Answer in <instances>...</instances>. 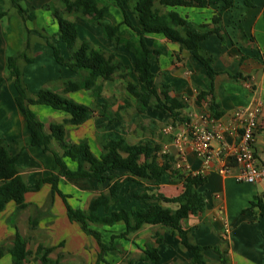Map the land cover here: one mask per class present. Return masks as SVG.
I'll return each instance as SVG.
<instances>
[{
    "label": "crops",
    "instance_id": "crops-1",
    "mask_svg": "<svg viewBox=\"0 0 264 264\" xmlns=\"http://www.w3.org/2000/svg\"><path fill=\"white\" fill-rule=\"evenodd\" d=\"M21 1L28 8L34 7L37 10L35 22L28 25L33 37L29 54L33 61L29 64L21 63L23 80L29 92L37 94L44 86L60 79H77L78 74L58 64L47 41L33 31L43 30L52 37L61 55L65 59L69 57L68 49L60 39L58 25L49 11L42 10L43 5L54 0ZM98 2L109 8L106 23L122 24L124 13L115 0ZM222 7L223 2L206 8H162L163 13L175 12L196 30L209 33L200 42V47L212 57L216 75L212 82V92L200 101L199 94L209 92L207 73L202 63L178 43L170 42L164 36H145L146 44L152 50L150 68L156 85L170 86L171 96L183 99L187 105L182 114L184 123L174 126L169 114L152 108L142 114L136 113L128 122L122 116V111L129 113L132 108H136V99L127 91L121 73H117L114 82L103 89L102 97L98 99L87 90L65 94L68 99L92 108L96 103L108 106L106 115L96 111L84 123L66 125L65 130L69 142H86L93 155L100 157L102 141L110 138H124L131 145L139 142L161 145L158 138L150 141L143 135L149 130H160L159 126L163 124V137L170 135L169 140H163V152L179 158V164L186 170L194 174L201 173L207 178L206 184L199 188L206 199L205 212L201 216H190L183 222V227L190 230L191 241L205 248V264H221L219 253L213 249L215 247L222 250L228 247L227 264H264V218L255 219L252 211H246L251 202L257 199L264 203V181L240 183L234 176L219 172L229 162V154L237 144L236 136L232 133L234 112L255 107H260L261 113L253 149L257 165L264 167V0H234L233 7L221 13ZM3 13L5 15L1 16ZM128 15L134 22L130 12ZM214 17H219L216 25L213 23ZM73 20L77 25L79 39L88 40L96 48L114 53L123 63L129 78L138 83L133 72L135 62L132 53L106 40L100 25L78 16L73 17ZM120 30L124 37L138 43V37L129 27L122 25ZM24 40L23 27L11 0H0V139L10 154L17 158L20 174L29 188L24 196V207L19 208L15 202H10L0 213V243L10 247L18 231L26 239L27 249L32 252L24 264H39L35 260V252L39 247L56 248L49 255L52 264H126L128 258L134 259L133 264H191L192 255L181 249L179 238L159 225H144L136 233L124 238V224H92L90 228L99 233L101 243L108 247L103 250L95 237L72 222L67 213V205L73 209L87 210L91 200L107 189V183L99 184L92 178L73 180L61 177L57 189L65 198L53 192L49 183L43 184L39 190L35 189L38 180L58 175L60 167L53 154L45 153L40 147L31 144L30 130L15 100L16 88L8 79V59L23 50ZM120 83L124 86L122 91L118 87ZM54 89L61 92L62 87L59 85ZM120 94L124 96L123 100ZM211 100L222 113L218 119L211 117ZM30 109L44 123L48 133L52 123H61L66 117V112L48 105H31ZM139 117L149 121L154 119L157 123L145 124ZM137 118L139 124L136 122L138 120L135 121ZM129 123L132 128L128 131ZM220 128L225 135L224 142L214 140L208 157H199L193 147V129ZM52 148L62 152L55 141ZM63 160L71 171L78 169L76 162L69 158ZM113 174L123 179L128 176L120 170ZM144 188L145 184L127 182L117 202L110 206V212L131 210L136 206L147 208V204L137 200ZM182 190V182L166 174L162 177L158 192L173 198L180 195ZM99 214L104 216L102 208ZM157 234H161L163 239L158 246L161 261H140L147 244L153 243ZM0 264H13L11 255L6 253Z\"/></svg>",
    "mask_w": 264,
    "mask_h": 264
},
{
    "label": "trees",
    "instance_id": "trees-1",
    "mask_svg": "<svg viewBox=\"0 0 264 264\" xmlns=\"http://www.w3.org/2000/svg\"><path fill=\"white\" fill-rule=\"evenodd\" d=\"M56 2L57 4L55 2L46 4L43 8L51 9L55 4L53 16L58 23L59 36L68 49L69 57L65 59L61 55L60 50L52 42V37L45 34L43 30L34 29L33 31L38 32L53 49L57 63L69 67L78 74V78L67 81L60 79L44 86L37 94H31L23 80L21 63L29 64L33 61L29 55L33 37L28 25L29 22H35L36 16L20 0H11L21 21L25 40L23 50L8 59V79L16 88L15 100L30 130L31 144L40 147L45 153L53 154L60 167L58 175L38 180L35 189L39 190L43 184L49 183L52 185L53 192L63 196L57 189L61 177L73 180L92 178L99 184L107 183V189L91 200L87 210L73 209L67 205L69 219L77 223L87 234L95 237L101 249L108 247L101 243L99 233L90 228L92 224L100 226L124 224L126 226L124 238L136 233L144 225H159L179 238L181 249L192 255L191 264H205V248L191 241L190 230L183 227V222L190 216H201L205 212L207 203L199 188L206 184V176L186 170L179 164V158L163 152L161 145L151 142L131 145L124 138L106 139L102 141L103 149L100 157L93 155L86 142L78 144L69 142L66 136V125H80L91 118L96 111L106 115L108 106L96 103L92 108L68 99L65 94L87 90L95 99H98L102 97L103 89L114 82L115 75L121 73L120 76L127 84V91L136 99V105L143 113L148 108H152L169 114L174 126L177 123H184L182 114L187 105L183 99L171 96L170 86L156 85L155 76L150 68L152 50L147 46L145 36H164L168 41L178 43L182 49L202 63L207 73L209 92L200 93L198 96L200 101L212 92V82L216 75L212 66V57L200 47V42L209 33L196 30L190 22L182 19L175 12L163 13L162 8L181 6L206 8L223 2L222 13L233 7L234 0H115L116 5L124 13L122 24L106 23L109 8L98 0H56ZM127 11L134 17V22ZM4 15L5 13L1 14V16ZM77 16L100 25L106 40L133 54L135 62L133 72L138 78V83L129 78L126 68L114 53L96 48L88 40L78 43V29L73 20V17ZM218 22L219 17H214L213 23L216 25ZM122 25H126L136 34L138 43L122 35L120 30ZM215 31L218 32L217 29ZM59 85L62 87L61 92L54 89ZM31 105L51 106L66 112V117L61 123H52L48 133L44 123L30 109ZM209 109L214 119H218L222 114L213 100L209 103ZM53 141L62 148L61 153L53 150ZM64 158L76 162L78 169L76 171L68 169ZM117 170L127 173L128 176L124 179L116 176L113 173ZM166 174L182 182L183 190L180 195L167 198L158 192L162 177ZM130 181L140 185L145 184L144 191L137 196V200L147 204L148 207L136 206L131 210L120 209L110 212V206L117 202L123 186ZM28 191L27 183L17 166V158L10 154L4 141L0 139V213L10 202H15L19 208L24 207V196ZM101 208L104 216L99 214ZM248 210L253 212L255 219L264 218V203L258 199L251 202L246 211ZM162 240V235L157 234L154 242L147 244L139 260L144 263H159L161 257L158 246ZM54 249L56 248L39 247L35 252V260L39 264H52L49 255ZM213 249L219 253L221 264H227L228 247L223 250L219 247ZM6 253L11 255L13 264H24L28 257L32 256V252L27 249L26 239L18 231L10 247L0 243V260ZM133 263L134 259L126 260V264Z\"/></svg>",
    "mask_w": 264,
    "mask_h": 264
},
{
    "label": "built area",
    "instance_id": "built-area-1",
    "mask_svg": "<svg viewBox=\"0 0 264 264\" xmlns=\"http://www.w3.org/2000/svg\"><path fill=\"white\" fill-rule=\"evenodd\" d=\"M260 107L253 109L236 110L233 114L232 133L236 136L237 144L229 154L219 172L223 175H232L240 183L254 184L264 181V167L257 165L254 154V142L259 128ZM193 147L201 158H207L214 140L224 142L225 135L222 129H193ZM179 166V164H178Z\"/></svg>",
    "mask_w": 264,
    "mask_h": 264
},
{
    "label": "rangeland",
    "instance_id": "rangeland-1",
    "mask_svg": "<svg viewBox=\"0 0 264 264\" xmlns=\"http://www.w3.org/2000/svg\"><path fill=\"white\" fill-rule=\"evenodd\" d=\"M21 1V0H20ZM54 2H55V4H57V2H56V0H54ZM21 3L26 7V8H28V6H26L24 3L25 2H22L21 1ZM55 4H53L52 5V8L51 9H44L43 8V6H45V5H43L42 6V10H44V11H49L50 12V14H51V16L53 17V19L55 20V23L58 25V23H57V21H56V19L54 18V16H53V11H54V7H55ZM29 9V11H33L34 13L37 11L34 7H31V8H28ZM10 14V13H9ZM29 24L31 25V24H33V23H31V22H29ZM82 40H81V38L79 39V42L78 43H80ZM119 89H120V91H122V90H124V86H122V84L120 83L119 84ZM120 98L123 100L124 99V96L122 95V94H120ZM126 108H127V106H125ZM130 111H131V108H130ZM138 111V112H137ZM121 112V111H120ZM136 113H141L142 114V111L139 109V108H135L134 107V109L132 108V111L131 112H129V113H127V112H124V111H122V116L129 122L131 119H132V117L134 118V116H136ZM139 119H140V117H139ZM136 120H138V118L137 119H135V121ZM141 120V122H144L145 124H149L150 122H156L157 123V121L156 120H154V119H151L150 121L149 120H147V119H140ZM140 120H138V121H136L138 124H139V121ZM146 120V121H145ZM169 125V124H168ZM159 127H161V129L159 130V129H156V130H154V131H151V130H149V132H146L143 136H146L147 137V139H149L150 141H156V138H158V140H160L159 142H161V145H163V140L165 139V140H169L170 139V135L168 136V135H165L164 137H163V124L161 125V126H159ZM132 128V125H130V123H129V126H127V130L129 131V129H131ZM160 131H162V132H160ZM154 132L156 133V135H153L154 134ZM137 135V134H136ZM138 136V135H137ZM139 137V136H138ZM148 140V141H149Z\"/></svg>",
    "mask_w": 264,
    "mask_h": 264
}]
</instances>
